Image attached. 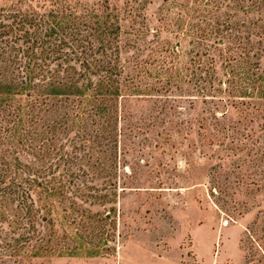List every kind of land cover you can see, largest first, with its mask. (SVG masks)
<instances>
[{
    "label": "rangeland",
    "instance_id": "374dc122",
    "mask_svg": "<svg viewBox=\"0 0 264 264\" xmlns=\"http://www.w3.org/2000/svg\"><path fill=\"white\" fill-rule=\"evenodd\" d=\"M142 18L154 97L120 101L99 173L53 198L55 253L21 264H264V99L229 96L244 66L214 51L264 18V0H149ZM199 52L216 74H200Z\"/></svg>",
    "mask_w": 264,
    "mask_h": 264
},
{
    "label": "trees",
    "instance_id": "16d2710c",
    "mask_svg": "<svg viewBox=\"0 0 264 264\" xmlns=\"http://www.w3.org/2000/svg\"><path fill=\"white\" fill-rule=\"evenodd\" d=\"M118 2L0 0L3 264L55 253L53 198L65 197L67 182L73 186L76 175L99 173L101 148L117 143L120 101L154 97L156 84L150 80L157 70L142 61L147 26L141 22L149 0H126L123 7ZM242 22L243 36L215 42L214 51L232 69L244 66L227 92L241 89L247 108L256 109L264 99V18ZM205 48L208 53L213 46ZM200 54L194 61L200 74H216L217 60L207 64ZM202 91L203 98L218 93ZM59 170L63 181L56 178ZM74 188L88 189L84 181Z\"/></svg>",
    "mask_w": 264,
    "mask_h": 264
}]
</instances>
